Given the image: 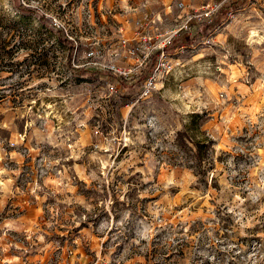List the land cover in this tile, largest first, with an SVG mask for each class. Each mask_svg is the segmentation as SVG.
<instances>
[{"label":"clouds","instance_id":"1","mask_svg":"<svg viewBox=\"0 0 264 264\" xmlns=\"http://www.w3.org/2000/svg\"><path fill=\"white\" fill-rule=\"evenodd\" d=\"M85 3L82 0L79 9L62 15L60 8L67 9L68 0H0V25H20V31L31 36L41 30L57 34L63 31L67 35L81 23ZM229 3L230 0H220L209 5L210 11L196 9L193 16L188 13L191 6H181L178 0H168L163 12L158 10L159 0H111L106 14L118 13L128 21L129 31L138 26L141 17L149 20L151 30L131 53L135 63L124 62L129 53L119 45L101 47L107 37L94 32L91 43L85 41L84 49L78 48L73 55L71 70L66 62L61 63L66 86L61 87L53 75L21 89L35 94L22 106L13 109L0 105V115L4 117L0 131L15 133L7 141V148L6 141L0 139V210L10 199L25 195L37 201L51 197L66 208H80L79 215L68 213L71 223L79 226L91 216L97 222L94 230L101 237L100 244L110 241L108 256L100 257L97 264H130V257L146 255L154 249L175 250L185 243L191 247L182 264H264V111L257 113L256 109L241 107L223 118L225 125H231L239 112L250 130H259L261 136L251 143L244 137H238L239 143L233 140V155L226 156L219 169H203L201 173L195 158L182 148L180 135L193 117L207 119L208 110L221 111L232 88H240L242 96L247 91L245 84L256 91L264 89V0H256L259 8L249 0L235 13L229 11L222 16L212 36L202 42L203 47L179 48L175 57L165 51L183 30H188L189 21L211 23ZM25 18L29 21L26 27L20 23ZM115 34L126 43L119 30ZM245 63L253 65L255 71L247 72ZM223 65L229 68L226 74ZM76 73L99 78L94 85L77 86ZM121 77L133 83L140 80V84L132 94L119 96ZM20 82L19 73L11 75V79L0 77V93L10 95L12 86ZM37 84L49 87L40 89ZM212 84L220 95L214 93ZM110 100L124 105L122 115L117 118L114 114L112 123L102 131L101 123L94 120L95 109ZM212 139L219 141L220 136ZM26 141L27 149L21 153ZM213 147L220 155L219 145H210ZM124 149L134 160L143 156L145 163L135 169L139 173L136 183H121L114 197L111 186L116 173L133 174L117 163ZM33 154L39 157L35 161L37 175L21 179L20 160ZM78 180L89 187L95 184L101 195L94 201L78 195ZM217 181L218 203L208 207L203 226L185 219L192 216L190 200L207 201L212 194L205 189ZM151 193H157L159 198L151 199ZM177 194L187 205L182 212L174 211ZM59 215V209H55L49 230L56 228L59 221L55 217ZM224 221H228L227 234H218L216 225ZM11 233L23 234L30 247L8 242L6 238ZM0 244L5 245L3 252L15 249L19 253L3 264H26L24 257L31 247H39L41 252L52 247L45 233L35 226L26 227L17 218L0 222ZM121 246L122 252L113 257L116 247ZM101 251L102 247L97 249Z\"/></svg>","mask_w":264,"mask_h":264},{"label":"rangeland","instance_id":"2","mask_svg":"<svg viewBox=\"0 0 264 264\" xmlns=\"http://www.w3.org/2000/svg\"><path fill=\"white\" fill-rule=\"evenodd\" d=\"M81 2L82 0H68L67 9L61 6V14L67 15L74 9H79ZM110 2L111 0H86V14H81V23L74 25V30L70 31L67 35L63 31L59 32L68 40L67 44H61L58 40V34L50 30H41L35 36H31L25 32H21L20 25H0V29H2L0 31V77L11 79V75H16L17 73L21 75V82L12 86L10 95L0 93V105L7 104L13 109L22 106L26 100L35 98V94H26L21 89L33 81L50 79L53 75L57 77V82L61 87L66 86V73L60 70L61 63L66 62L67 68L71 70L73 55L78 48L80 50L84 49L85 41L91 43V36L94 32H100L102 36L107 37L106 40L102 41L101 47H111L112 45L123 47L129 53L124 62L129 65L134 64L136 58L131 53L144 42V36L151 30L149 20L141 17L138 21V26L129 31L127 28L128 21L122 20L118 13L106 14L105 8ZM178 3L184 7L190 5L188 13L196 16V9H207L210 11L209 5L214 6L220 3V0H178ZM248 3L249 0H230L229 5L222 8L220 14L214 17L211 23L198 22L196 19L189 21L188 30H183L180 33L179 38L173 41V45L165 49L166 53L170 57H175L179 48L192 49L203 47L202 42L212 36L222 16H226L229 11L235 13L237 9L242 8ZM251 4L256 5L258 8L260 7L256 3V0H251ZM167 6L168 0H159L158 10L163 12ZM261 11H264V8ZM150 16L151 13H149V19ZM165 17L168 18L166 13ZM172 22L176 23L177 21L172 19ZM20 23L26 27L29 21L25 18ZM116 30H119L126 43L121 41L120 36H116ZM70 37L72 38L70 39ZM229 42H231V37L229 38ZM231 63L234 64L235 62L232 61ZM222 67L226 74L229 71L228 66L223 65ZM244 68L247 72L255 71V67L247 63H245ZM9 73L11 75H8ZM24 76H27L26 81L24 80ZM75 77L77 86L94 85L99 78L90 73H76ZM241 83H243L242 79ZM252 83H255V77L252 78ZM139 84L140 80L133 83L121 77L117 86V94L122 97L130 95L137 89ZM36 87L43 89L49 87V85L37 84ZM210 87H212L216 95H220L215 84L210 85ZM244 87L247 91L243 96L240 94V88H232L231 92L226 94L230 98L226 101L221 111L208 110L205 113L207 119H202L199 116L193 117L191 125H186L184 132L180 134L182 136V148L195 158V163L198 165L201 173L203 169L215 170L225 164V157L233 155L231 150L234 147L232 144L233 140L239 143L238 137H244L251 143L252 140L261 136L259 130H250L249 125L240 119L239 112L235 113L236 119L231 125L223 123L224 117L231 116L233 110L241 107L250 111L256 109L257 113L264 111V89L256 91L251 89V85L249 84H245ZM92 98L95 99V96ZM45 102H48L47 99ZM39 105L40 101L37 100V107ZM123 107L124 105L110 100L106 105H102L101 108L95 109L94 120L101 123L102 131L107 124L112 123L114 114L117 118L122 115ZM3 119L4 117L0 115V120ZM217 129H219L218 132ZM237 129H239V132ZM14 135V132L7 130L0 131V139L6 141V148L8 147L7 141H11ZM89 135L93 136V142H95L94 132L91 129L89 130ZM214 135L220 136L219 141L212 139ZM210 139L214 141L213 145H219L221 150L220 155L216 154L214 147L210 148ZM198 142L199 146L196 145ZM26 149L27 141L22 146L21 153ZM38 160L39 157L34 154L26 157L22 156L20 160V167L23 169L21 179H31L37 175L35 161ZM117 163L124 164L127 173L133 174L116 173L113 185L111 186L114 197L116 188L121 183H128L129 185L136 183V177L139 173H136L135 169L144 167L145 160L143 156L134 160L133 157L128 155V150L124 149V151L120 152ZM132 164H135V167L130 166ZM75 187L76 193L87 200L94 201L101 195L95 184L89 187L84 181L78 180ZM205 190L212 195L207 201L195 202L190 200L192 216L185 217V219L190 221H196L201 226H203V217L208 215V207H216L218 203L217 197L220 192L218 181L217 184H214L210 188L206 187ZM104 194H106V190ZM150 198L158 199L159 196L157 193H151ZM175 204L174 211L176 212H182L187 208L183 197L179 194L175 196ZM55 209H59L60 211V215L55 217L59 223H57L54 230H49L48 223L53 218ZM142 210V208H138V211ZM81 211L80 208H66L63 204H57L56 199L51 197L37 201L35 197L25 195L10 199L7 202L4 209L0 210V222L8 218L22 219L26 227L35 226L36 230L45 233V239L52 247L43 252L39 250V247H31V251L24 257L26 264H97V260L100 257L108 256L110 241H104L103 245L100 244L101 237L94 230L97 222L91 216L79 226L71 223V216L68 213L74 212L75 215H79ZM169 220H172V217H169ZM216 227L218 234H227L228 221L217 224ZM6 239L8 242L20 243L24 247H30V242L21 233H11ZM244 242L247 243V241ZM4 246V244H0V264H3L4 260H11L14 255L19 254L15 249L3 252L2 248ZM101 247L103 251L98 253L97 249ZM190 247L191 245L185 243L182 247L177 246L175 250L154 249L146 255L130 257L129 260L130 264H182L185 261L186 250ZM121 252L122 246L116 247L113 257H116ZM161 258H163L162 261Z\"/></svg>","mask_w":264,"mask_h":264},{"label":"trees","instance_id":"3","mask_svg":"<svg viewBox=\"0 0 264 264\" xmlns=\"http://www.w3.org/2000/svg\"><path fill=\"white\" fill-rule=\"evenodd\" d=\"M58 40L61 44H67L68 43V40L61 35V33L58 34ZM83 74V73H82ZM214 141L212 139H210V144L213 145ZM196 145H200L199 142L196 143Z\"/></svg>","mask_w":264,"mask_h":264}]
</instances>
